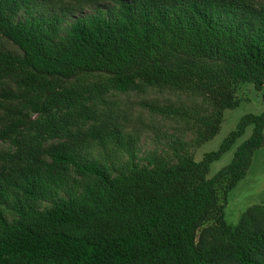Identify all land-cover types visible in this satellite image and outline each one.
<instances>
[{
	"label": "trees",
	"instance_id": "1",
	"mask_svg": "<svg viewBox=\"0 0 264 264\" xmlns=\"http://www.w3.org/2000/svg\"><path fill=\"white\" fill-rule=\"evenodd\" d=\"M103 1L0 0V264H264V203L236 225L225 212L264 112L198 161L183 142L140 157L116 110L120 95L201 97L199 147L239 84L264 101V0Z\"/></svg>",
	"mask_w": 264,
	"mask_h": 264
},
{
	"label": "rangeland",
	"instance_id": "2",
	"mask_svg": "<svg viewBox=\"0 0 264 264\" xmlns=\"http://www.w3.org/2000/svg\"><path fill=\"white\" fill-rule=\"evenodd\" d=\"M54 1L65 5H69V3L75 5L77 0ZM103 2L106 3V0ZM75 11L77 12L75 16H80L93 11V5L76 8ZM237 94L241 99L240 104L235 108L225 110L224 121L219 132L199 147L194 144V131L190 128L194 127L195 117L198 114H203L206 110L201 97H193L184 92L170 90H155L148 95L132 94L129 97L120 95L117 97L119 102L116 110L121 119L126 121L127 130L135 136L137 135L135 147L140 157L145 158L148 154L156 151L171 155L174 148H180V142H183L186 144V148L194 154L195 159L199 161L206 153L219 149L224 139L236 129L244 115L264 112L262 94L256 90L252 83L239 84ZM195 109H200V112L198 113ZM162 110L172 113L163 114ZM252 132L253 126H249L245 134L230 150L212 162L209 178L232 161L235 151L251 136ZM258 203H264V145L256 150L247 175L228 195L225 211L227 222L230 225H236L243 212Z\"/></svg>",
	"mask_w": 264,
	"mask_h": 264
}]
</instances>
